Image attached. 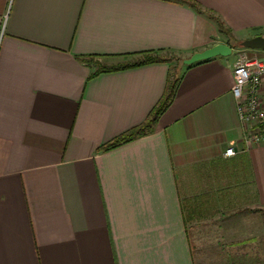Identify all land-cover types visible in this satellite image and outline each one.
Here are the masks:
<instances>
[{
    "label": "crops",
    "instance_id": "0c3cea01",
    "mask_svg": "<svg viewBox=\"0 0 264 264\" xmlns=\"http://www.w3.org/2000/svg\"><path fill=\"white\" fill-rule=\"evenodd\" d=\"M194 1L0 0V264L264 260V141L246 145L233 94L239 54L264 59L233 44L264 36V0ZM219 43L233 53L184 63ZM166 51L181 63L93 75L80 59ZM174 70L155 131L99 151L147 119Z\"/></svg>",
    "mask_w": 264,
    "mask_h": 264
},
{
    "label": "built area",
    "instance_id": "2783aa9c",
    "mask_svg": "<svg viewBox=\"0 0 264 264\" xmlns=\"http://www.w3.org/2000/svg\"><path fill=\"white\" fill-rule=\"evenodd\" d=\"M233 75L237 111L247 132L245 143L248 147L260 144L264 141V59L241 52ZM236 152V147L231 145L225 154L232 156Z\"/></svg>",
    "mask_w": 264,
    "mask_h": 264
},
{
    "label": "trees",
    "instance_id": "16d2710c",
    "mask_svg": "<svg viewBox=\"0 0 264 264\" xmlns=\"http://www.w3.org/2000/svg\"><path fill=\"white\" fill-rule=\"evenodd\" d=\"M184 1H186L187 3H189L196 9L200 8L199 5L194 0H184ZM218 22H219V27L221 31L228 33L229 30L225 29L220 21ZM169 53L171 52L170 51L146 52V53H142L141 55H137V57L133 59H130V60H127L121 63H117V64H104V63L98 62L97 60H95L94 56L80 57V59L83 61H87L89 63L93 62L97 67L93 75H96L101 72L115 71V70L135 67V66H139L143 64H148V63L161 62V61H167V60L172 61L174 58ZM190 66L191 65H189L188 67ZM179 80H180V77H178L176 70L171 72V78L169 79V83L167 85L165 93L163 94L159 102L156 104V106L149 113L147 119L143 123L135 127H132L131 129L127 130L121 135L101 145L98 150L99 151H109L125 143L133 141L139 137H142V136H145L147 134L154 132L159 117L169 107V105L171 104V102L173 101L175 97Z\"/></svg>",
    "mask_w": 264,
    "mask_h": 264
},
{
    "label": "rangeland",
    "instance_id": "374dc122",
    "mask_svg": "<svg viewBox=\"0 0 264 264\" xmlns=\"http://www.w3.org/2000/svg\"><path fill=\"white\" fill-rule=\"evenodd\" d=\"M233 44L236 46L235 49H241L238 48L240 47L241 40L240 42L236 40ZM169 54L176 59V61L181 63V56L176 53ZM176 57H178V59ZM196 253L203 255V257L207 259L208 264H214L216 262L218 264L219 260L222 259L220 256H223L225 258V263L228 262V264H264V260L260 258V251H202V253L201 251H196Z\"/></svg>",
    "mask_w": 264,
    "mask_h": 264
},
{
    "label": "water",
    "instance_id": "95a60500",
    "mask_svg": "<svg viewBox=\"0 0 264 264\" xmlns=\"http://www.w3.org/2000/svg\"><path fill=\"white\" fill-rule=\"evenodd\" d=\"M245 48L264 50V36L257 35L241 42ZM233 53V47L226 43H219L203 51L195 52L191 57L184 60L186 65L212 59L217 56H229Z\"/></svg>",
    "mask_w": 264,
    "mask_h": 264
}]
</instances>
